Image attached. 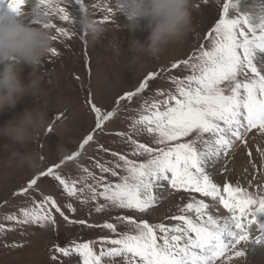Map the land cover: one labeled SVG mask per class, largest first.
Listing matches in <instances>:
<instances>
[{
	"label": "snow or ice",
	"instance_id": "6c2138e0",
	"mask_svg": "<svg viewBox=\"0 0 264 264\" xmlns=\"http://www.w3.org/2000/svg\"><path fill=\"white\" fill-rule=\"evenodd\" d=\"M212 3L216 16L214 27L210 26L211 31L207 33V46L201 45L188 59L171 65L173 69L183 66V78L173 79L170 92L157 93L165 98L145 100L138 110V118L131 124V132L137 137L146 134L153 146L139 142L132 134L122 133L136 159L112 153L118 157L114 168L99 165L101 172L118 177L117 182H106L103 176L97 178L87 168L83 169L86 175L82 179L67 178L57 171L61 167L57 163L28 181L20 192L27 193L41 177H51L63 186L68 197L82 204L97 201L98 213L111 209L144 213L159 202L154 188L167 182L173 189L202 194L214 203L210 205L204 199L186 202L180 214L170 217L179 222L173 225L117 216L115 223L102 225L114 237L102 238L99 252L95 248L97 241H70L71 247L57 245L55 248L65 257L76 253L81 264H114L117 258L122 264H217L228 253V261L245 257L243 248L237 249L242 243L264 246V190L254 194L238 183H225L221 188L208 171L221 156L227 155L237 140L244 139L245 133L253 129L264 131V58L257 55L264 53V4L258 14L240 13L231 17L230 9H239L237 0H212ZM26 4L27 0H8L9 10L29 18L24 10ZM72 6H78L81 13L87 12L84 0H69L68 6L54 4L53 0H38L32 10L47 9L44 12L48 15L58 16L59 21L71 25L69 29L51 23L57 33L54 40H58L70 32L73 36L79 34L80 16L72 12ZM118 7L122 8V3ZM107 11L111 13V8ZM30 18L37 26L48 27ZM51 54L57 56V48ZM158 75L150 73L134 92L120 96L115 102L117 107L111 111L104 112L89 100L96 116L93 131L101 129L121 107L149 88L150 81ZM93 139L88 134L79 148L82 150ZM80 154V151L74 152L66 159L75 160ZM218 205L228 215H213L210 208ZM53 209L71 224H87L86 220L69 221L51 196L43 197L39 205L30 209L22 208L20 217L7 215L5 219L22 225L55 226ZM67 209L72 213L77 211L71 203ZM253 224L262 233L254 239L250 235ZM118 225L122 226L119 230Z\"/></svg>",
	"mask_w": 264,
	"mask_h": 264
},
{
	"label": "rangeland",
	"instance_id": "374dc122",
	"mask_svg": "<svg viewBox=\"0 0 264 264\" xmlns=\"http://www.w3.org/2000/svg\"><path fill=\"white\" fill-rule=\"evenodd\" d=\"M121 2L122 0H84L87 8L85 13H81L78 6H72V12L80 16V19L82 15L87 14L99 22L105 31L97 41L91 42L83 32L79 19L78 35L73 36L70 32L69 36L54 40L53 48H57L59 54L53 57L50 52L40 66L42 84L38 94L34 97L25 96L15 109L0 114V125L6 124L18 113L22 114L26 109H33L35 106L45 110L49 118L47 128L38 133L26 146L27 150L39 152L44 157L39 169L19 167L12 154L17 149L20 151L25 149L10 140L0 138V225H3V230L0 231V264H81L78 254L72 253L65 257L55 250L56 246L71 247L70 241L82 243L92 240L97 241L95 248L99 252L102 238L114 237V234L102 225L115 223L117 216L143 219L150 224L173 225L179 222L170 219L171 215L180 214L179 210L186 202L203 197L202 194L173 189L168 184L170 186L168 196L165 199H158L159 202L144 213L125 209H111L98 213L95 211L97 201L82 204L74 197H68L63 186L51 177H41L37 185L27 193L20 192V189L27 187L28 181L57 163L61 164L57 171L67 178L82 179L86 175L83 169L87 168L97 178L103 176L106 182H117L118 177H112L110 172H101L99 165L114 168L118 157L113 156L112 153L136 159L131 155L132 150L126 139L120 135L122 133L132 134L139 142H148L149 146H153L150 137L146 134L137 137L131 132V124L138 118L139 108L145 100L165 98L157 93L170 92L174 87L173 79L183 78L185 74L183 66L180 69H173L171 65L188 59L198 52L201 45L208 44L207 33L211 31V27H214L215 8L212 0L206 4L203 0H193L192 26L186 37L179 43L170 44L159 58L142 55L139 59H134V54L129 51L128 42L134 37L144 41L149 31L141 29L133 33L129 30L127 18L118 7ZM53 3L68 6L69 0H53ZM37 4L38 0H27L25 6L31 5V8L28 7L30 14ZM244 4V0H241L238 10L230 9V16L236 17L243 12L250 13L248 5L244 7ZM108 8H111V13L107 11ZM44 11H35L33 18L36 19ZM104 17L108 19L104 21ZM48 19L50 23L71 29V25L59 21L58 16L48 15ZM51 32L54 36L57 35L55 29L51 28ZM152 72H157L159 75L150 81L149 88L134 97L126 107H121L113 118L105 121L101 129L93 131L96 116L88 101L91 100L104 112L111 111L117 107L115 102L120 96L129 91L134 92ZM123 104L124 102H121V105ZM88 134H92L94 139L81 150L79 146ZM252 138L256 139L255 136ZM256 142L259 140L251 141L247 137L237 140L228 150L227 155L219 159L220 166L214 174L218 177L213 176L214 182H219L222 188L225 183L233 181V185L238 183L254 194L264 190V173L262 169L256 167L259 162L254 164L250 158V155L256 152L264 164V146L258 150ZM77 151L81 154L75 160L66 159ZM243 162H247L249 171L242 169L245 165ZM253 181L255 183H251ZM46 196H51L57 201L69 221L86 220L87 224H71L54 209L55 226L22 225L15 220L5 219L7 215L20 217L22 208L30 209L34 205H39ZM167 199L174 200L171 206H168L167 201L169 204L171 201ZM69 203L77 208L75 213L68 211ZM206 203L212 205L214 202L210 203L207 199ZM254 208L255 206L253 210ZM220 209V205L216 206L212 214L214 211H219L222 216H226ZM120 228L122 226L118 225V230ZM252 231L256 232L253 229ZM255 247L264 248L261 245ZM244 250L247 254L244 264L246 262V264H264L263 251L257 257H252L248 249ZM114 264H122V261L117 258Z\"/></svg>",
	"mask_w": 264,
	"mask_h": 264
},
{
	"label": "clouds",
	"instance_id": "9594fccd",
	"mask_svg": "<svg viewBox=\"0 0 264 264\" xmlns=\"http://www.w3.org/2000/svg\"><path fill=\"white\" fill-rule=\"evenodd\" d=\"M121 3L120 11L127 18L129 30L133 33L141 29L149 31L144 41L134 37L128 42L134 59L142 55L159 58L170 44L182 41L191 29L193 0H122ZM237 3L240 5L241 0ZM20 17L11 10L0 13V114L15 109L25 96L38 94L42 84L38 70L54 45L46 12L39 14L36 20L48 27L26 24ZM80 24L91 42L97 41L105 31L87 14L82 15ZM25 65L32 69L27 83L22 78ZM48 123L47 112L35 106L0 125V138L25 149H17L12 154L19 167L36 170L42 166L44 157L39 152L27 150L26 146L47 128Z\"/></svg>",
	"mask_w": 264,
	"mask_h": 264
},
{
	"label": "bare ground",
	"instance_id": "6f19581e",
	"mask_svg": "<svg viewBox=\"0 0 264 264\" xmlns=\"http://www.w3.org/2000/svg\"><path fill=\"white\" fill-rule=\"evenodd\" d=\"M211 1V0H210ZM203 3H204V0H203ZM244 7L245 6H247L248 5V7H249V11H250V13H252V14H258V12H259V8H260V6H261V4H263L264 3V0H244ZM204 4H206V3H204ZM27 6V5H26ZM24 7V10L26 11V14L27 15H29L30 17H34L35 15V11H33L31 14H30V12H29V9H28V7ZM9 10V8H8V0H0V13H6L7 11ZM242 10H244V9H242ZM247 10V9H246ZM244 13V12H243ZM248 13V12H247ZM25 18V17H20L26 24H30V25H32V26H37L36 24H34V23H32L31 22V18ZM257 55H258V57H261V58H264V53H260V52H258L257 53ZM41 70H42V68H40ZM39 69V70H40ZM38 70V71H39ZM32 71V69H31V67L30 66H28V65H25L24 66V69H23V72H22V78L24 79V81H25V83H27V82H29V74H30V72ZM25 98V97H24ZM19 104V103H18ZM20 107V106H19ZM253 136H255L256 137V139L254 140L252 137ZM244 137H247V139L248 140H251V141H258L259 140V142H256V143H258V150L262 147V146H264V131H260L259 129H253V130H251V131H249V132H247V133H245V136ZM251 139H250V138ZM250 147V146H249ZM257 147V146H256ZM248 150V149H247ZM263 151V150H262ZM238 153L240 152V151H237ZM235 153V155H237L238 153ZM258 152H260V151H258ZM258 155V154H257ZM256 152L255 153H253V154H251L250 155V158H251V160H252V162L255 164L257 161L259 162L258 164H256V167L257 168H259V169H262V172L264 173V164L261 162L262 161V158L261 157H259L260 155H258V157L259 158H257L256 156ZM224 157L223 156H221V158H220V160L221 159H223ZM240 159V158H239ZM258 159V160H257ZM220 160H218V161H220ZM250 160V159H249ZM248 160V161H249ZM218 161H216L215 162V164H214V166L213 167H210L209 169H208V171H209V173H210V175L213 177H215V173H216V169H218V166H220L219 165V163H218ZM224 161V160H223ZM242 161V160H241ZM246 161V160H245ZM245 165H243V167H242V169L244 170H248L249 171V167L247 166V162H243ZM224 167V164L222 165V168ZM221 168V169H222ZM230 169V168H229ZM239 169V168H238ZM223 171L225 170V169H222ZM230 170H233V169H230ZM244 170V171H245ZM237 173V172H236ZM231 176H232V174H231ZM231 176H229V177H231ZM214 177H213V179H214ZM216 177H218V176H216ZM215 177V178H216ZM220 177V176H219ZM223 177V176H222ZM222 179V178H221ZM220 180V179H219ZM228 180V179H227ZM231 180V179H230ZM233 181H231L230 183H232ZM219 183V182H218ZM222 183V182H221ZM227 183H229V182H227ZM251 183H255V181H253V182H251ZM233 184V183H232ZM170 186L167 184V182H161V186L159 187V188H154V193L157 195V199H165L167 196H168V192H169V190H170V188H169ZM201 199H204L205 200V202H206V200L208 199V201L211 203V202H213V201H211V198H205V197H202ZM167 200H169V201H171L170 202V204H169V202L167 201ZM166 201H167V204H168V206H171L172 204H173V202H174V200L173 199H167ZM220 207H221V209L223 210H221L222 211V213H224V214H226V215H228V212H227V210L226 209H224L223 208V206L222 205H220ZM215 208H210V211H213ZM217 210V209H216ZM217 212V213H216ZM223 214V215H224ZM190 215H191V213H190ZM213 215H215V216H222V214L219 212V211H214V214ZM171 216H173V215H171ZM248 219H251V216L248 218ZM171 224H172V221H171ZM253 226V227H252ZM251 227H252V229L253 230H256V232H253L251 235V238L252 239H254V238H256L257 236H260V235H262V233L260 232V230H259V228H258V225H256V224H253ZM256 246V244H254V243H252V242H250L249 244H244V243H242L241 245H238L237 246V249L239 250V249H241V248H243V250L246 248V249H248L249 251H250V254L252 255V257H257L259 254H260V252H262L263 251V253H264V248H261V247H255ZM245 251V250H244ZM227 255H230V253H228V254H226V256L225 257H222V258H220V260L219 261H217V264H244V259H245V257H241V258H236V257H234L231 261H228L227 259H226V257H227ZM247 255V254H246ZM245 255V256H246ZM247 263V262H246ZM245 263V264H246Z\"/></svg>",
	"mask_w": 264,
	"mask_h": 264
}]
</instances>
